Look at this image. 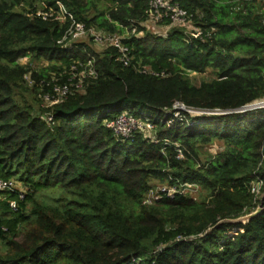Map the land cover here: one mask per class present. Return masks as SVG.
<instances>
[{
  "label": "trees",
  "instance_id": "obj_1",
  "mask_svg": "<svg viewBox=\"0 0 264 264\" xmlns=\"http://www.w3.org/2000/svg\"><path fill=\"white\" fill-rule=\"evenodd\" d=\"M171 1L193 34L149 28L150 0H0V181L15 184L0 191V264H264V108L237 113L264 98V0ZM77 24L122 38L127 58L72 43ZM176 103L224 114L177 118ZM125 108L150 116V136L114 135ZM154 182L175 194L149 200Z\"/></svg>",
  "mask_w": 264,
  "mask_h": 264
},
{
  "label": "built area",
  "instance_id": "obj_2",
  "mask_svg": "<svg viewBox=\"0 0 264 264\" xmlns=\"http://www.w3.org/2000/svg\"><path fill=\"white\" fill-rule=\"evenodd\" d=\"M62 15L57 18L64 19L66 15H69L71 18V14L66 11L62 4H60ZM149 21L152 24H159L163 19L168 18L172 23L169 27H180L184 25L191 18L189 12L185 9H182L179 5L173 4L171 0H150V7L148 11ZM74 24L75 21H74ZM168 30V29H167ZM95 33L93 41L95 43H102L104 47L106 46H114L116 47L124 56L127 58L129 54V48L122 44V38L118 36H106L101 33L95 32L93 29L86 30L85 26L81 24H77L75 30L71 33V38H76L79 35H90ZM136 32V29L133 30ZM128 61H126V64ZM88 68H92V61H90L87 65ZM76 68V67H74ZM87 70L82 71L80 74L73 73V76L68 79V83L63 85H57L54 90V94L52 96L46 97V107H52L54 105L62 103L72 91H80L84 88L85 79L89 75L86 72ZM91 74L95 76L96 74L91 71ZM264 108V98L246 106L243 109L237 110L239 113L261 109ZM242 110V111H241ZM188 113L193 118L199 117H211L218 114H224L218 111H196L194 109L188 108L181 103H176L173 109L168 114H174L177 118H182V113ZM135 113L132 112L129 108H125L121 116H119L115 121H112L108 124L109 128L112 130L114 135L121 136L123 138H131L133 134L138 132H145L147 134H151L153 130V125L150 120V116L147 113ZM51 118V116H49ZM172 124V122H170ZM193 124V122H191ZM150 136V135H149ZM257 186L252 185L251 192L253 194H260L261 187L263 185L262 181H257ZM15 184L12 182H4L0 181V191L10 190L15 191ZM175 189V188H174ZM174 189H165L162 192H167L169 197H172L175 194ZM20 198L25 199V194L20 191ZM11 208L14 210L17 209V204L15 202L11 203Z\"/></svg>",
  "mask_w": 264,
  "mask_h": 264
},
{
  "label": "rangeland",
  "instance_id": "obj_3",
  "mask_svg": "<svg viewBox=\"0 0 264 264\" xmlns=\"http://www.w3.org/2000/svg\"><path fill=\"white\" fill-rule=\"evenodd\" d=\"M153 26H154L153 29L156 32H158V31L160 32L162 30H167L164 27H162L161 24H153ZM179 28L185 30L186 34H193V30L194 29L192 28L191 24L188 23V22H186L184 25L180 26ZM93 35H95L94 32H93V34H90V35H79V36H77V39L76 38H73V39L70 38V41L72 43H87V44H89L92 47V49L95 52L101 54L104 51V49H105L104 44H102V43L100 44L98 42L95 43L92 40V38H94ZM19 61H20L21 65H23L25 67H31V68H34V69H40V68H43V67H47L49 65V63L47 61H45V60H40V61L33 60L32 61L30 58H24V59H21ZM189 77H190L191 81L194 84H200L203 81H210V80L214 79L216 77V75H215V73L212 70H208V71H206L205 73H202V74L189 73ZM44 103L46 105V102H44ZM45 105L43 106V108L46 107ZM239 112H237V113H239ZM148 135H150V133ZM218 147H219V143H216V144H213V145H211L209 147H205L204 150H206V151L208 150L210 153H213ZM257 184H258V182L254 181L252 185L257 186ZM153 186L154 187H153L152 191L149 193V196H148L149 200H153V199L157 198L159 192H162L163 190L167 189V187H166L167 185L160 184L159 182H154ZM199 193H201V192L198 191V192H196L195 195L198 196ZM254 195H255V198L257 199L258 197H260L261 192L258 195H256V194H254ZM235 232H237V228L232 230V231H230L228 234L233 235Z\"/></svg>",
  "mask_w": 264,
  "mask_h": 264
},
{
  "label": "water",
  "instance_id": "obj_4",
  "mask_svg": "<svg viewBox=\"0 0 264 264\" xmlns=\"http://www.w3.org/2000/svg\"><path fill=\"white\" fill-rule=\"evenodd\" d=\"M263 211V207H259L257 208L254 212L246 215V216H243V217H240V218H237V219H226V220H223L220 222V225L221 224H224V223H229V224H233V225H236V224H246L247 222H249L251 219L259 216Z\"/></svg>",
  "mask_w": 264,
  "mask_h": 264
},
{
  "label": "crops",
  "instance_id": "obj_5",
  "mask_svg": "<svg viewBox=\"0 0 264 264\" xmlns=\"http://www.w3.org/2000/svg\"><path fill=\"white\" fill-rule=\"evenodd\" d=\"M148 25H149V28H154L152 23H148Z\"/></svg>",
  "mask_w": 264,
  "mask_h": 264
}]
</instances>
